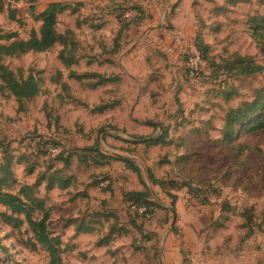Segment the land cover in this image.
<instances>
[{
  "label": "rangeland",
  "instance_id": "374dc122",
  "mask_svg": "<svg viewBox=\"0 0 264 264\" xmlns=\"http://www.w3.org/2000/svg\"><path fill=\"white\" fill-rule=\"evenodd\" d=\"M53 1L70 4L58 16L57 31L74 34L78 63L72 71L117 75L116 82L90 89L93 80L69 78V70L58 58L59 45L45 53L4 60L23 77H38L42 92L22 107L8 92H0V143L8 144L13 155V190L35 185L41 175L53 171L49 167L62 169L57 155L68 158L65 175L75 179L65 191L46 192L45 183L37 188L51 212L50 230L61 240L63 264H152L153 248L143 235L169 229L173 214L156 210L151 217H136L123 207L122 195L146 185L161 207L170 208V199L151 185L146 169H152L158 179L176 182L179 173L167 163L185 151L193 155L192 166L199 170L194 183L204 192L199 198L182 192L175 219L187 227L198 214L209 224L221 201L235 209L224 233L214 234L208 242L212 251L183 252L186 264L193 257L213 264L220 250L226 256L215 262L264 264V131H243L232 146L220 144L227 113L264 87V72L241 78L210 66L223 65L234 54L263 63L251 36L250 19L264 16V0H125L123 4L115 0L111 8L106 6L110 2L0 0V36L16 33L26 40L31 32L38 33L37 16ZM132 7L143 12L139 20L133 19L135 12L125 18ZM197 38L209 48L206 59L194 55ZM114 47L117 52L110 53ZM93 61L110 64H88ZM107 103L114 108L90 113ZM164 131L172 145H143ZM239 145L246 150L241 153ZM94 146L106 155L136 161L142 180L117 161L102 166L84 161L86 149ZM207 198L211 205L199 210L195 203ZM245 209H252L248 227L241 217ZM4 211L0 205V214ZM68 220L74 225L65 226ZM133 220L142 233L130 226ZM81 221L92 223L91 231L78 232ZM112 227L116 232L109 245L96 246L100 239H108ZM117 229L124 233L118 234ZM30 243L26 225L12 227L0 217V263L48 264V253L41 247L32 249Z\"/></svg>",
  "mask_w": 264,
  "mask_h": 264
},
{
  "label": "trees",
  "instance_id": "16d2710c",
  "mask_svg": "<svg viewBox=\"0 0 264 264\" xmlns=\"http://www.w3.org/2000/svg\"><path fill=\"white\" fill-rule=\"evenodd\" d=\"M40 1L41 0H29L31 4H36ZM110 1H112V3L106 6L111 8V6L114 5L113 2H115V0ZM229 2L235 3L237 0H229ZM121 4H123V2H121ZM108 7L106 10H108ZM69 8L70 4L68 3H50L37 16V19L41 22L38 33L34 31L31 32L26 40L19 39L16 33H8L4 36H0V40L5 39L6 41L5 44H0V92H8L15 98L20 107L41 95L40 79L32 74L23 77L20 71L14 72L4 64V60L7 58L21 57L29 53L41 54L48 52L56 45H59L61 50L58 54V58L61 64L69 70V78L75 79L79 82L83 80H93L94 83L89 85L90 89L112 84L117 80V75L114 77L95 72L77 75L72 71V67L78 63L75 40H72L71 38L74 34H72L71 31H65V33H59L57 31L58 16L63 12L68 11ZM100 9L101 11L105 10L104 7H101ZM219 9L220 7H217V10ZM131 12H135L134 15H132L134 20H139L143 14L140 9L132 7L124 13L125 18H127L126 14ZM119 19L121 20V18ZM98 27L101 28V26ZM250 29L251 36L255 39L259 53L263 59L262 64H257L251 56L234 54L229 60H225L223 65H216L213 62L210 63V66L217 70H221L223 73L232 77L246 78L255 74H262L264 72V16L252 17L250 19ZM194 46L201 59H206L209 49L208 46L204 45L199 38L195 40ZM116 52L117 49L115 47L110 51V53ZM94 63L98 65L110 64L107 61H93L88 64L91 65ZM226 95H228V93H226ZM113 108L114 105L111 103L101 104L92 108L90 113L102 114ZM150 126L152 127L154 125L150 123ZM254 130L264 131V87L256 89L251 100L241 102L238 107L231 109L227 113L220 144L232 146L243 131L250 132ZM167 136L168 132L164 131L159 137L146 139L143 145L147 147L170 146L173 144V141L172 139H167ZM48 145H53L55 148L57 147L53 143H49ZM238 148L241 153L246 150L244 145H239ZM0 149H2L0 158V205L5 208V211L0 214L1 219L6 224L16 228L26 225L28 231L32 235V243H30L31 248H43L49 256L48 264H63L61 260V240L50 230L49 220L51 212L46 206V198L38 194L37 188L41 183H45L46 192L55 189L65 191L71 188L74 185L75 179L73 176L65 175V170L68 168L69 163L68 158L63 157V155H57V158L63 163L62 169H50L49 167V170L53 171L41 175L42 177H39L38 182L35 185H24L19 187L17 191H14L13 188L16 186V179L14 178L12 171L13 155L10 152L8 144H4L3 142L0 143ZM38 150L39 149H37V151ZM86 151H88V154L82 157L83 159L86 158L84 161L89 159L88 162L98 166L108 164L109 161H117L122 163L126 170L135 174L138 180H142V172L136 161L130 158L106 155L97 150L96 146L86 149ZM44 153L48 155L47 151ZM192 159L193 155H190V153L185 151L184 154L177 155L173 162L167 163V161H163V163L170 164L172 168L179 173L177 181L172 183L170 181L158 179L152 169H146L151 185L153 187H158L170 199V209L174 214H176L175 206L178 202V196L176 193L185 191V195L188 194L194 198H199V194L204 192L200 189L201 187H199L198 183H194L195 175L199 170L192 166ZM33 169L34 166L32 167V170ZM217 197H219L218 193ZM199 201L200 202L197 203L198 205L204 207L211 205L208 198ZM122 203L123 207L127 211L135 214L136 217H151L156 210H162L165 213L169 212L168 209L161 207L156 202L150 189L146 185H144V189L141 191L135 190L124 192L122 195ZM219 204L216 220H210L209 226L211 231H213V234L216 233L217 230L226 227L225 225L230 220L229 215L235 212V209L229 205L228 202L221 201ZM251 214L252 209H245V213L241 215L245 221L243 224L244 227H248L246 224L251 222ZM95 217L99 218L100 215L96 214ZM114 218L116 217L114 216ZM91 224L92 223L90 222L83 223V221H81L76 229L78 232L88 233L91 231ZM68 225L74 224L72 221L68 220L65 222V226ZM130 226L133 229L135 228L139 233L143 232L141 227L137 225V222L134 220L132 223L130 222ZM114 228L116 227L114 226ZM111 229L113 232L108 239H100L96 243V246L106 247L109 245L108 242L110 237L115 235L116 232L113 227ZM177 229L176 226L173 227V233L175 236L177 235ZM117 233L123 234L124 232L117 229ZM143 238L144 241L147 244H151L153 248L150 261L152 264H160V239L158 238V235L154 231H151L150 233H144ZM186 260H188V264L189 259ZM183 264H186V262L184 261Z\"/></svg>",
  "mask_w": 264,
  "mask_h": 264
},
{
  "label": "crops",
  "instance_id": "0c3cea01",
  "mask_svg": "<svg viewBox=\"0 0 264 264\" xmlns=\"http://www.w3.org/2000/svg\"><path fill=\"white\" fill-rule=\"evenodd\" d=\"M80 1H88L89 3H94V5H98L102 3L106 4L107 2H110V4L112 3V1L110 0H80ZM118 1L123 3L125 2V0H118ZM101 7H105V6L99 5V8ZM182 192L185 193V191ZM182 192L176 193L178 196V200H179V196L183 194ZM151 193L154 197L155 195L154 192L151 191ZM180 201L181 200H179V203ZM195 204L199 207V210L204 208V206L198 205L197 203ZM164 208L168 209L171 214L175 215L170 208L166 206ZM176 213L178 212L176 211ZM197 215L195 214L194 216V218H196V221L195 222L190 221L187 227H184L182 223H180L179 221H177V219H175L173 224L171 220L169 229L155 230V233L158 235V238L160 239V261H159L160 264H183L184 263L183 252L184 254H186V253H192L193 251L198 252V250H202V249H205V251L208 252L212 251V250H208L209 247L208 242L211 243L212 240L216 237L215 235L217 233L220 232H221L220 234L224 233L226 227L217 230V232L214 233L215 234L214 235L213 231H211L209 226L210 222L209 224H206L203 221L202 216L201 215L197 216ZM216 216L214 217V220H216L217 218ZM197 218L199 220H197ZM175 226L176 228H178L176 236L173 233V227ZM225 226H227V224ZM201 228L203 229L201 230ZM223 252L224 250H220V252H218L217 257L215 259H221L222 257L226 256L225 253ZM215 259L212 260L214 261L213 264H224L221 261L215 262L216 261Z\"/></svg>",
  "mask_w": 264,
  "mask_h": 264
},
{
  "label": "built area",
  "instance_id": "2783aa9c",
  "mask_svg": "<svg viewBox=\"0 0 264 264\" xmlns=\"http://www.w3.org/2000/svg\"><path fill=\"white\" fill-rule=\"evenodd\" d=\"M193 52H194V55L197 57V59L200 60V55H199L198 51H196L194 49ZM194 55H193V57H194ZM196 71H194V72H196ZM192 73H193V71H192ZM0 264H10V263L8 261H6V262H1ZM188 264H205V262L203 260H201V259L193 257V258L189 259V263Z\"/></svg>",
  "mask_w": 264,
  "mask_h": 264
},
{
  "label": "water",
  "instance_id": "95a60500",
  "mask_svg": "<svg viewBox=\"0 0 264 264\" xmlns=\"http://www.w3.org/2000/svg\"><path fill=\"white\" fill-rule=\"evenodd\" d=\"M174 221H175V217H174V215H173V217H172V224L174 223Z\"/></svg>",
  "mask_w": 264,
  "mask_h": 264
}]
</instances>
